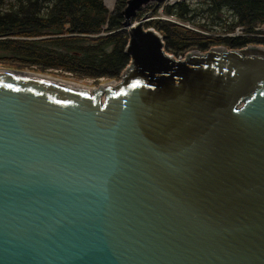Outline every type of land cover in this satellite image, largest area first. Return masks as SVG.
Wrapping results in <instances>:
<instances>
[{
  "label": "water",
  "instance_id": "obj_1",
  "mask_svg": "<svg viewBox=\"0 0 264 264\" xmlns=\"http://www.w3.org/2000/svg\"><path fill=\"white\" fill-rule=\"evenodd\" d=\"M161 1L117 81L0 68V264H264V47L174 58Z\"/></svg>",
  "mask_w": 264,
  "mask_h": 264
},
{
  "label": "trees",
  "instance_id": "obj_2",
  "mask_svg": "<svg viewBox=\"0 0 264 264\" xmlns=\"http://www.w3.org/2000/svg\"><path fill=\"white\" fill-rule=\"evenodd\" d=\"M127 1L115 0L110 12L102 0H0L1 67L41 75L60 71L81 80H118L129 64L124 52L128 35L122 28ZM187 1L165 5L162 13L178 22L192 21L195 30L147 21L168 53L181 56L211 46L264 47V37L257 36L264 34L255 31L264 24V0H198L194 7ZM161 7L150 3L137 17L152 18ZM236 27H242L245 35L227 36Z\"/></svg>",
  "mask_w": 264,
  "mask_h": 264
},
{
  "label": "rangeland",
  "instance_id": "obj_3",
  "mask_svg": "<svg viewBox=\"0 0 264 264\" xmlns=\"http://www.w3.org/2000/svg\"><path fill=\"white\" fill-rule=\"evenodd\" d=\"M114 2H115V0H113ZM197 1L198 0H188L187 1V3L191 6V7H194V6H196L197 5ZM104 2H105V0H104ZM161 4H162V8H163V6H172L173 5V2H172V0H163V1H161L160 2ZM159 3V4H160ZM114 6V5H113ZM155 16H157V14L155 15ZM154 16V17H155ZM154 17H152V18H154ZM166 17H171V16H166ZM152 18H148L147 20L148 21H153V20H155V19H152ZM140 20V18H138L137 17V15H136V17L133 19V22H138ZM172 21H170V20H160V21H163V22H171V23H173V21L174 22H177V24L178 25H181V26H183V27H186V28H189V29H193V27H194V25L192 24V21H190L189 23H187V22H178L177 20H176V18H175V20H173V19H171ZM201 23H202V21H200ZM147 24V22L145 23V27H147V28H150L149 26H147L146 25ZM192 25V26H191ZM213 29H214V31L213 32H217L218 30H219V25L218 26H213ZM193 30H195V29H193ZM196 31H198V30H196ZM255 31H258V32H261V33H263L264 34V24L263 25H261V26H259V27H257L256 28V30ZM198 32H200V31H198ZM202 33V32H201ZM208 33H210V32H208ZM207 33V34H208ZM243 35H244V33H242ZM228 35V34H227ZM239 36H241V35H239ZM258 37H264V35H259ZM164 43V42H163ZM250 45H253V44H250ZM255 46H259V45H255ZM164 47H165V43H164ZM211 47H222V46H211ZM211 47H209V48H211ZM247 47V46H246ZM208 48V49H209ZM207 49V50H208ZM207 50H190V51H187V52H185V53H189V52H198V53H200V54H203V53H205ZM227 50H229V49H227ZM165 51H166V49H165ZM167 52V51H166ZM168 53V52H167ZM184 53V54H185ZM168 54H170V55H172L174 58H177V59H179V58H181L183 55H181V56H178V55H174V54H171V53H168ZM0 68H2V69H5L4 67H1V65H0ZM31 73H34V72H31ZM44 75H46V76H49L50 78H54V79H56V80H59V81H64V82H75V83H77V84H81V85H83V86H87L88 88H91V86H90V84L94 87V86H97V85H100V84H103V83H105V82H108V81H111V80H104V79H98L97 81H95V80H90V79H84V80H81V79H76V78H74L71 74H68V73H62V72H60V71H54V72H47V73H45ZM119 80V79H118ZM114 81H117V80H114ZM92 89V88H91Z\"/></svg>",
  "mask_w": 264,
  "mask_h": 264
},
{
  "label": "built area",
  "instance_id": "obj_4",
  "mask_svg": "<svg viewBox=\"0 0 264 264\" xmlns=\"http://www.w3.org/2000/svg\"><path fill=\"white\" fill-rule=\"evenodd\" d=\"M181 0H172V2H173V5L174 4H177V3H179ZM102 2H103V5H104V7L108 10V11H112V9H113V5H114V2H113V5L110 7V6H107L106 4H105V2H104V0H102ZM152 19H157V20H170V21H172L171 19H173V20H175V18L174 17H166L163 13H162V8H160L159 10H158V13H157V16H155L154 18H152ZM173 23H175V24H177V22H174L173 21ZM256 30V29H255ZM256 32H258V31H256ZM242 33H244V29L242 28V27H236L235 29H234V31L232 32V33H229L227 36H234V37H238L239 35H241V36H244ZM259 33H261V32H259ZM254 36H256V35H254ZM257 36H259V35H257ZM73 83H75V82H73Z\"/></svg>",
  "mask_w": 264,
  "mask_h": 264
},
{
  "label": "bare ground",
  "instance_id": "obj_5",
  "mask_svg": "<svg viewBox=\"0 0 264 264\" xmlns=\"http://www.w3.org/2000/svg\"><path fill=\"white\" fill-rule=\"evenodd\" d=\"M113 0H105V4L107 5V6H112L113 5ZM76 86H83V85H81V84H77ZM88 88V87H87ZM91 90V88H88V90Z\"/></svg>",
  "mask_w": 264,
  "mask_h": 264
}]
</instances>
